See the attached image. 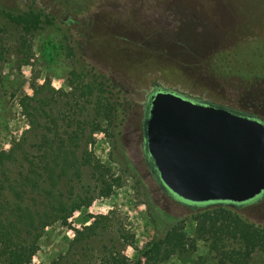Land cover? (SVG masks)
<instances>
[{
	"label": "rangeland",
	"instance_id": "374dc122",
	"mask_svg": "<svg viewBox=\"0 0 264 264\" xmlns=\"http://www.w3.org/2000/svg\"><path fill=\"white\" fill-rule=\"evenodd\" d=\"M0 6L47 15L30 33L0 17V150L27 136L32 158L51 159L56 130L60 146L93 161L79 179L61 185L89 206L46 229L28 264H99L110 252L146 264L144 251L174 227L184 249L158 264H222L219 251H237L236 242L216 251L208 237L198 238L200 225L224 216L197 218L201 210L160 185L144 161L142 123L159 90L264 123V0H0ZM104 74L121 89L106 88ZM90 80L98 88L88 89ZM41 86L43 142L32 113L21 107ZM235 210L264 226V194ZM102 216L108 219L96 235L73 242ZM244 264H264V254L253 252Z\"/></svg>",
	"mask_w": 264,
	"mask_h": 264
},
{
	"label": "trees",
	"instance_id": "16d2710c",
	"mask_svg": "<svg viewBox=\"0 0 264 264\" xmlns=\"http://www.w3.org/2000/svg\"><path fill=\"white\" fill-rule=\"evenodd\" d=\"M0 17L20 27L24 32L30 33L40 28L42 19L47 18V15L42 9L32 7L25 12H15L0 6ZM47 22L51 24V21ZM260 66L264 67V64ZM104 76L103 83L106 88L112 91L113 88L121 87L122 82L109 74ZM1 83L0 74V85ZM88 84L90 90H93L95 86L98 88L95 81L90 80ZM43 88L44 86L37 88L32 99L26 97L21 101L24 112L32 113L29 116L33 120V125L38 127L35 130L39 133L41 142L48 139L46 133H43L40 128L44 99H41L37 92ZM36 96L39 97L35 101ZM25 101L28 103L25 104ZM31 101L34 102L30 103ZM145 110L146 106L144 115ZM51 136L53 140H56L53 144L57 149L53 151L51 159L44 153H37V157L32 158L27 145V136H23L13 144L8 152L0 150V264H28L37 253L39 241L46 229L58 223L65 225L73 211L90 204L83 199L82 195L74 196L69 192L70 195L66 196L61 190V185L63 181L72 184L79 179L81 168L84 165L91 166L93 161L85 157L86 152L77 155L60 146L62 141L58 138L59 134L56 130L51 133ZM109 193L110 189L103 195L107 196ZM181 201L191 206L193 211L201 210L197 218L203 216L210 220L209 216L212 219L213 213L224 216L223 222L220 221L222 223L214 221L207 225L202 224L197 230L199 239L208 237L212 250L218 251L220 246L224 248L227 241L236 242L237 251L233 250L230 253L219 251V256L223 260L222 264H244L253 252L260 251L264 254V226L240 217L235 210L240 205ZM107 219L106 216H102L91 226L78 232L73 242L79 241L80 237L88 239L96 235L102 225L101 221ZM183 249V237L179 229L174 227L161 241L151 243L142 257L146 259V264H158L165 260V256L181 252ZM241 253H243L242 256H240ZM99 264H142V261L132 262L119 253L110 252Z\"/></svg>",
	"mask_w": 264,
	"mask_h": 264
},
{
	"label": "water",
	"instance_id": "95a60500",
	"mask_svg": "<svg viewBox=\"0 0 264 264\" xmlns=\"http://www.w3.org/2000/svg\"><path fill=\"white\" fill-rule=\"evenodd\" d=\"M145 148L168 192L190 203L241 205L264 194V123L160 90L143 122Z\"/></svg>",
	"mask_w": 264,
	"mask_h": 264
},
{
	"label": "flooded vegetation",
	"instance_id": "af4514ba",
	"mask_svg": "<svg viewBox=\"0 0 264 264\" xmlns=\"http://www.w3.org/2000/svg\"><path fill=\"white\" fill-rule=\"evenodd\" d=\"M147 105H148V103H147ZM147 105H146L144 119H145L146 112H147ZM240 114H242V113H240ZM243 115H245V114H243ZM246 116H248V115H246ZM143 122H144V120H143ZM142 134H143V139H144L143 123H142ZM142 150H143L144 161L147 163L148 166H150L152 173H154L156 178L158 179V175H157L156 170L153 166V162H152V160H151L150 156L148 155L146 148H145V139H144L143 144H142Z\"/></svg>",
	"mask_w": 264,
	"mask_h": 264
}]
</instances>
